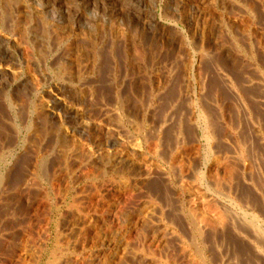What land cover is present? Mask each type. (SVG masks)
Segmentation results:
<instances>
[{
    "label": "rangeland",
    "instance_id": "rangeland-1",
    "mask_svg": "<svg viewBox=\"0 0 264 264\" xmlns=\"http://www.w3.org/2000/svg\"><path fill=\"white\" fill-rule=\"evenodd\" d=\"M0 264H264V0H0Z\"/></svg>",
    "mask_w": 264,
    "mask_h": 264
}]
</instances>
